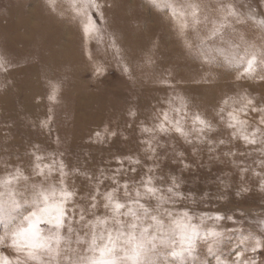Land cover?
<instances>
[{"label": "rangeland", "instance_id": "rangeland-1", "mask_svg": "<svg viewBox=\"0 0 264 264\" xmlns=\"http://www.w3.org/2000/svg\"><path fill=\"white\" fill-rule=\"evenodd\" d=\"M101 2L110 5L105 8L107 23L102 25L103 37L88 44L89 60L78 17L64 0H57L55 12L48 0H0V55L11 61L8 71L0 69V176L13 167L30 170L36 153L55 156L66 166L67 183L77 193L78 203L87 206L96 187L90 176L101 172L111 175L119 167L117 157L138 156L141 163L136 165L137 171H126L121 183L125 179L139 181L150 166L154 175L164 177L162 182L157 179V184L167 185L174 177L185 199L168 207L177 214L184 208L190 210L197 217L194 223L201 234L191 253L170 257L168 249L162 248L158 258L175 264H218V260L232 258L242 236L260 235L255 221L264 218V191L259 187L260 177L253 174V170L261 171L259 153L240 140L218 146L210 154L207 145H189L178 136L162 137L165 146L158 150L154 164L144 155L138 125L151 124L156 112L165 107V97L173 94L160 83L163 77L188 100L190 111L199 112L217 126L211 133L213 140L230 141V130L216 116L221 98L247 91L259 100L264 98V82L249 78L237 81L235 71L209 67L194 59L167 13L153 7L151 0ZM199 2L208 6L209 15L216 14L219 0ZM230 2L241 13L251 9L258 19L264 18V0ZM109 34L116 37L119 55ZM249 43L264 44V32L251 21L234 23L224 39L216 40L212 47L231 57L240 51L235 44L243 48ZM148 56L153 63L146 62ZM97 65L103 68L99 75L94 73ZM49 80L61 82L58 103L48 100ZM49 109L53 120L50 127H43L41 122L50 114ZM133 110L135 118L129 116ZM104 126L117 136L97 141L94 132ZM229 150L236 155H228ZM124 167L128 169L127 161ZM242 168L247 171L242 172ZM111 186L105 180L100 189ZM241 188L248 190L240 192ZM120 198L123 200L122 192ZM103 211L98 209V213ZM217 213L235 220L208 219ZM165 220L168 222L167 217ZM211 229H218L223 236L217 241L203 238ZM256 259L264 264V252Z\"/></svg>", "mask_w": 264, "mask_h": 264}, {"label": "snow or ice", "instance_id": "snow-or-ice-1", "mask_svg": "<svg viewBox=\"0 0 264 264\" xmlns=\"http://www.w3.org/2000/svg\"><path fill=\"white\" fill-rule=\"evenodd\" d=\"M64 2L78 17L83 50L91 60L88 44L103 37L102 25L107 23L105 8L110 5L101 0ZM48 3L55 12L57 0H48ZM151 4L167 13L183 47L201 64L235 71L237 81L249 78L264 82V75L260 74L264 72V44L258 47L249 43L243 48L235 44L240 51L231 57L225 55L223 49L212 47L216 40L224 39L234 23L251 21L264 32V18L258 19L251 9L244 14L230 0H219L216 14L209 15L208 6L199 0H151ZM109 37L115 54L119 55L115 35L109 34ZM146 62L153 63L152 57L148 56ZM10 63L0 55V69L8 71ZM123 70L129 72L126 66ZM102 71L99 65L94 68L96 75ZM204 79L207 82V77ZM160 83L172 89L173 94L165 97V107L156 112L151 124L140 122L138 125L146 158L155 164L158 150L165 146L162 137L178 136L189 145H207L210 154L218 146L240 140L261 157V171L253 170V174L260 177L259 187L264 191V98L258 100L247 91L222 97L216 116L219 123L230 130L231 140L216 141L211 133L217 126L199 112L190 111L188 100L175 91L172 82L161 77ZM48 87V100L58 103L61 82L49 80ZM51 112L49 109L50 114L41 122L43 127H50ZM136 115L134 110L129 112L132 118ZM116 136L117 132L108 126L94 132L96 140L101 142ZM227 154L236 155L232 150ZM125 161L128 169L124 167ZM116 163L119 167L111 175L101 172L99 176L89 177L96 187L89 194L87 206L78 203L77 193L67 183L66 166L55 156L36 153L30 170L13 167L0 176V264H175L167 258L159 259L160 249H168L170 257L191 253L201 235L194 223L197 217L187 208L177 214L168 207H175L185 199L180 182L173 177L167 185L157 184L156 180L162 182L164 177L154 175L150 166L139 181L125 179L121 183L120 177L126 171L136 172V165L141 161L138 156H128L117 157ZM33 176L37 180L33 181ZM105 180L112 186L101 191ZM100 208L103 213H98ZM208 219L222 221L235 220V217L217 213ZM255 224L260 235L242 236L233 249L232 258L218 260V264H258L256 255L264 252V218L257 219ZM222 236L218 229H211L203 238L217 241Z\"/></svg>", "mask_w": 264, "mask_h": 264}]
</instances>
